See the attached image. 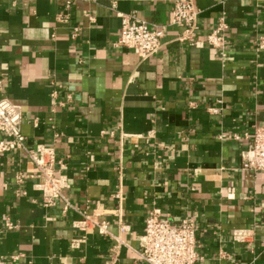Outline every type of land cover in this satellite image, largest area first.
Instances as JSON below:
<instances>
[{"label":"crops","instance_id":"crops-1","mask_svg":"<svg viewBox=\"0 0 264 264\" xmlns=\"http://www.w3.org/2000/svg\"><path fill=\"white\" fill-rule=\"evenodd\" d=\"M67 1L0 0V99L19 106L28 148L52 147L63 161V197L108 222V234L73 228L78 214H63L60 199L43 207L27 178L34 164L5 154L0 264H143L151 211L197 222V264H264V172L240 167L247 140L232 137L264 126V49L254 44L264 0H193L196 45L168 28L147 59L115 46L117 13L166 26L172 0H116V11L110 0ZM220 17L224 50L204 41ZM236 230L250 236L239 242Z\"/></svg>","mask_w":264,"mask_h":264},{"label":"built area","instance_id":"built-area-1","mask_svg":"<svg viewBox=\"0 0 264 264\" xmlns=\"http://www.w3.org/2000/svg\"><path fill=\"white\" fill-rule=\"evenodd\" d=\"M219 1V0H216ZM70 1L66 2L69 7ZM110 9L116 11V0H110ZM199 10L194 6L193 0H172L170 21L166 26H149L138 19L135 14L117 13L120 19V30L115 43L116 47L133 51L141 59L155 56L162 48V39L168 28H176L175 41L194 46L197 43L199 25ZM65 21V19H61ZM227 28L224 17H220L216 27L204 36L205 43L215 49L224 50L226 37L223 32ZM77 29H74L76 34ZM258 49H264V36L255 40ZM224 56V54H222ZM2 80H0L1 90ZM21 112L17 105L6 99H0V157L14 152H23L36 168L33 175L35 186L40 192L42 206L50 208L57 199L63 203L62 213L73 210L78 214V219L72 221V227L84 233L97 230L100 235H107L108 222L100 220L98 216L86 210H76L64 197L63 191L67 187L65 179L60 175L64 166L63 161L55 158L52 147L38 145L34 149L28 148L26 139L21 133ZM56 136V135H55ZM235 140H247L246 147L240 154V167L254 172H264V126H253L250 132L241 136L233 134ZM25 175L18 172L15 182L21 184ZM119 202L118 193L113 195ZM119 211V210H118ZM6 229L14 225L5 222ZM129 226L120 223V231H129ZM198 224L191 218L172 220L160 217L151 211L145 217L142 234L139 238V249L136 251L137 259L143 264H197L200 258L199 245L196 238ZM235 240L244 242L250 236L248 230H236ZM84 238V237H83ZM118 248V246H115ZM17 256L11 257L16 264Z\"/></svg>","mask_w":264,"mask_h":264}]
</instances>
